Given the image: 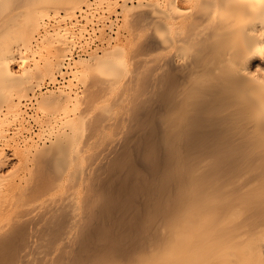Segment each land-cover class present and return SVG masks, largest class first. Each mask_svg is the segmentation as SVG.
I'll list each match as a JSON object with an SVG mask.
<instances>
[{
    "label": "bare ground",
    "instance_id": "1",
    "mask_svg": "<svg viewBox=\"0 0 264 264\" xmlns=\"http://www.w3.org/2000/svg\"><path fill=\"white\" fill-rule=\"evenodd\" d=\"M0 264H264V0H0Z\"/></svg>",
    "mask_w": 264,
    "mask_h": 264
},
{
    "label": "rangeland",
    "instance_id": "2",
    "mask_svg": "<svg viewBox=\"0 0 264 264\" xmlns=\"http://www.w3.org/2000/svg\"><path fill=\"white\" fill-rule=\"evenodd\" d=\"M36 129V128H35ZM37 130V129H36Z\"/></svg>",
    "mask_w": 264,
    "mask_h": 264
}]
</instances>
